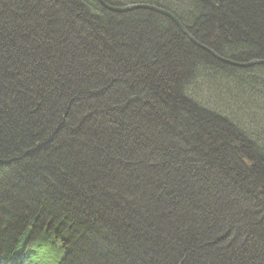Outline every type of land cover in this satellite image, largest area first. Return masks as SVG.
Wrapping results in <instances>:
<instances>
[{"label": "trees", "instance_id": "trees-1", "mask_svg": "<svg viewBox=\"0 0 264 264\" xmlns=\"http://www.w3.org/2000/svg\"><path fill=\"white\" fill-rule=\"evenodd\" d=\"M105 1L264 60V0ZM262 104L264 66L164 15L0 0V263L264 264Z\"/></svg>", "mask_w": 264, "mask_h": 264}, {"label": "water", "instance_id": "water-1", "mask_svg": "<svg viewBox=\"0 0 264 264\" xmlns=\"http://www.w3.org/2000/svg\"><path fill=\"white\" fill-rule=\"evenodd\" d=\"M99 4H101V6L105 9H107L108 11L112 12V13H128L129 11H135V10H139V9H144V10H148V11H153L155 13H158L160 15H164L166 18H168L173 24H176L177 27L180 29V31L182 32L183 35L187 36V38L196 46L201 47L203 50H205L208 54H210L212 57H214L217 61L219 62H223L229 66L232 67H238V68H252L255 67L257 65H262L264 66V60H257V61H250V62H245V63H239V62H233L230 60H227L223 57H219L214 51H212L211 49H208L207 47L202 46L201 44H199V42L197 43L194 38L192 37V35L189 34V32L183 27V25L179 22V20L177 19V17L175 15H173L172 13H169L168 11L164 10V9H160L157 8L153 5H146V4H139V5H127L126 7H120V6H112L110 4H107L105 1L103 0H96Z\"/></svg>", "mask_w": 264, "mask_h": 264}, {"label": "rangeland", "instance_id": "rangeland-1", "mask_svg": "<svg viewBox=\"0 0 264 264\" xmlns=\"http://www.w3.org/2000/svg\"><path fill=\"white\" fill-rule=\"evenodd\" d=\"M168 1H170V3L172 4V6L174 5V4H177V5H179V7H180V10L181 9H183V11L185 10V8H187V2H183V1H181V0H175V1H171V0H168ZM134 5H137V4H134ZM146 5H150V4H146ZM181 5V6H180ZM154 6V5H153ZM120 7H126V6H120ZM155 7H157V6H155ZM171 7V6H170ZM158 8V7H157ZM140 10V9H139ZM141 10H144V9H141ZM148 11V10H147ZM184 28H185V26H183ZM180 30V29H179ZM191 35V34H190ZM192 37H193V35H192ZM194 38V37H193ZM194 40H195V38H194ZM196 41V40H195ZM197 42V41H196ZM199 44H201V43H199ZM202 45V44H201ZM203 46V45H202ZM199 47V46H198ZM204 47H206V46H204ZM200 49H202L201 47H199ZM203 50V49H202ZM203 51H205V50H203ZM206 52V51H205ZM203 88V87H202ZM236 94V93H235ZM206 95H209L207 92H206V88H203V91H200V96H203V97H206ZM237 95V94H236ZM238 96V95H237ZM202 98V97H201ZM203 99H205L206 101H209V103H212L211 105H214V106H219L220 105V100H221V95H220V93L219 92H217V91H214L213 93H212V95L209 97H206V98H202V102L203 103H207L206 101H204ZM226 99V98H225ZM230 102H236V104H235V107L238 105V102L239 101H237V98H236V96H234V98H233V96H231V98H230ZM224 103H225V105L226 104H228L229 102H227V99L224 101ZM233 111V114H238V116H239V113H240V117H242V114H246V111L245 110H242V109H240V111H239V113L237 112V111H234V110H232ZM253 111V113L252 112H250V111H248V113H250L251 114V116H247V119H246V121L245 122H243L242 124H243V127H246V129H249L252 133H257L258 134V136H262L263 137V139H264V104H262V108L260 109H256L255 110V112H261V113H259L258 114V117H256V113H254V110H252ZM255 119L256 120H258V122L259 121H261V124H258V128L260 129L258 132H256L255 131V129L253 128L255 125H257V124H255L254 123V121H255Z\"/></svg>", "mask_w": 264, "mask_h": 264}, {"label": "bare ground", "instance_id": "bare-ground-1", "mask_svg": "<svg viewBox=\"0 0 264 264\" xmlns=\"http://www.w3.org/2000/svg\"><path fill=\"white\" fill-rule=\"evenodd\" d=\"M103 1H105V0H103ZM106 2V1H105ZM108 4V3H107ZM115 7V6H114ZM178 19V18H177ZM180 22V21H179ZM183 25V24H182Z\"/></svg>", "mask_w": 264, "mask_h": 264}]
</instances>
